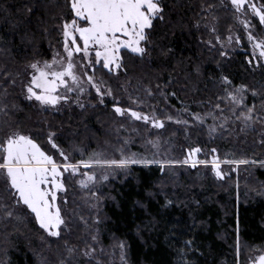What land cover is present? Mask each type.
<instances>
[{
  "label": "trees",
  "instance_id": "1",
  "mask_svg": "<svg viewBox=\"0 0 264 264\" xmlns=\"http://www.w3.org/2000/svg\"><path fill=\"white\" fill-rule=\"evenodd\" d=\"M162 3L164 19L154 20L143 56L122 50L123 67L117 73L102 66L95 68L94 75L106 89L111 88V97L100 104L92 91V108L55 112L26 101L20 87L5 77L34 61L52 59L54 48L62 40L63 21L73 16L70 0H0V65L6 67L0 75V79L4 77L0 80L4 81L0 99L6 96L15 109L10 114L15 130L31 135L44 150L51 133H55L60 147L69 149L71 145L95 148L112 135L117 139L128 132L133 151L146 156L143 152L150 149L145 139L149 133L130 117L119 116L113 108L118 104L149 115L155 110L161 118L171 114L189 121H166L169 124L161 136L172 145L168 148L175 154L173 158H178L176 149H209L212 144L224 154V146L232 147L231 141L225 137L211 141L209 126L201 125L192 113L204 119L219 104L222 113L228 114L225 89L232 91L241 84L248 89L244 103L254 105L257 121H264V67L253 69L244 53L223 56L211 35L214 27L224 41L236 28L231 7L222 0ZM257 31L264 38L258 23ZM223 76H228L231 84L224 82ZM252 133L256 135V131ZM155 136V132L150 133L152 139ZM258 156L264 159V143H259L252 158ZM251 166L247 168L249 176L240 177L238 188L234 176L222 182L211 172H204L209 166L137 165L127 171L119 169V177L97 191L102 204L96 222L83 209L85 194L67 181L74 235L69 237L64 232L60 239L47 238L35 218L29 216L24 228L21 223L12 231L0 229V240L5 243L0 245V262L59 264L68 244H78L75 253L81 256L79 249L92 244L97 230L99 243L114 259H120L119 241L127 242L126 264H248L249 253L264 249V165ZM248 184L255 190L246 188ZM58 204L68 219L62 199ZM78 258L71 264L91 263Z\"/></svg>",
  "mask_w": 264,
  "mask_h": 264
},
{
  "label": "snow or ice",
  "instance_id": "2",
  "mask_svg": "<svg viewBox=\"0 0 264 264\" xmlns=\"http://www.w3.org/2000/svg\"><path fill=\"white\" fill-rule=\"evenodd\" d=\"M232 6L238 13L247 16L245 5L252 9V12L258 17L259 23L264 25V4L257 6L254 0H231ZM209 7H212L209 5ZM70 8L73 16L70 20H64L62 24L63 49L66 56L61 57L58 61L56 53L51 61H34L28 65L32 70L30 79L24 84L26 90V98L35 100L41 106L55 107L61 101H67L68 95L59 91L61 86L65 92H71L77 88L81 93L85 91L80 71L84 72L87 82L92 84L96 93L100 96V102L103 103L105 95H111V88L102 91V82H97L94 75H89L86 71L87 67L95 70V65L100 64L109 71L119 70L123 67L122 49H129L131 53L143 56L146 51V45L150 43V30L154 28V20H163L164 6L162 0H70ZM240 23L244 25L249 41L253 43V56L256 50H259L260 64L264 60V38L254 35L249 29H254V25L249 19H241ZM212 31L216 29L213 27ZM220 39L219 36L216 37ZM232 37H229L231 41ZM239 40V36L236 37ZM209 44L212 41H208ZM95 52V59L91 58V52ZM83 54V59L87 61V65H82L78 69L76 62V54ZM227 55V53H223ZM253 63V60H249ZM58 65V67H54ZM264 66V64H260ZM71 83L69 82V79ZM222 80L231 84L228 76H223ZM15 83V81H12ZM247 85L241 84L235 86L230 91L225 89L227 97L233 105L243 106L245 111L241 113L245 126H250L249 122L254 124L258 116H254L255 106L248 107L245 101L244 93L247 91ZM255 94V90H253ZM84 107V105H80ZM115 112L120 116L130 114V118L142 120L145 125H151L161 129L166 126V121L175 120L176 123L188 124L187 120H180L171 114L161 118L159 115L137 111L131 107L125 109L118 104H113ZM216 108H220L217 104ZM235 114V109H233ZM197 121L203 122V117L197 113H192ZM240 119V117H237ZM264 123V121H261ZM55 133L48 136V140L54 148H59L54 139ZM146 143L156 147L154 141L147 140ZM264 143V140L261 141ZM127 141L118 151L120 158H105L100 153H93L88 159H81L75 163L71 162L68 154L60 150L59 155L63 158L61 163L53 155L46 152L41 145L31 135L24 134L20 131H14L0 140V174L6 178L7 186L14 189V195L18 197L17 204L25 205L35 214V219L40 227L45 230L51 237L62 238V232L67 227L66 219L62 214L61 206L57 203L58 193L66 191L64 182V173L71 174L80 173L81 178L78 183L82 188H87L89 184L98 182L97 173L92 170L96 167L101 169L107 168L115 172L118 169L127 171L130 166L136 164L142 165H176L191 164L193 168L197 164H211L213 171L218 177H222L224 173L221 171V163L230 164H247V159L226 160L221 161L218 156H213L211 160L199 159L197 154L202 151L200 147H193L188 150L187 156L183 160H159L148 159L146 156L137 153H126ZM215 153L216 149H212ZM252 163H259L252 161ZM81 166L90 169L81 172ZM163 171V168H161ZM99 179L108 180V175L101 173ZM95 195V194H94ZM67 200V197H63ZM170 204L171 201H168ZM8 216H12L11 210L7 211ZM99 220V217H97ZM92 239L95 241L96 236ZM189 244L191 241L188 242ZM67 244V241H65ZM120 258L127 262L128 247L126 241H119ZM69 260L62 261L61 264H71L73 253L76 251L72 247L66 249ZM95 249L91 245H87L83 250V255L92 257ZM257 264H264V255L259 257Z\"/></svg>",
  "mask_w": 264,
  "mask_h": 264
},
{
  "label": "rangeland",
  "instance_id": "3",
  "mask_svg": "<svg viewBox=\"0 0 264 264\" xmlns=\"http://www.w3.org/2000/svg\"><path fill=\"white\" fill-rule=\"evenodd\" d=\"M222 1H225L231 7V9L235 12L236 28L226 37V40L220 41V39L219 40L216 39V37L218 36L217 30L213 32L212 31L213 27H212L210 31H211V35L215 39L216 47L219 50H222L223 53L247 54L248 64L252 66L253 69L260 68L261 67L260 64H264V60H261L260 64L256 63V61L260 59L259 50L257 49L256 55L253 56V43L249 41L247 32L244 29V25L240 23V20L241 19L251 20L255 27L254 29H249V30L253 31L254 35H257V36H259L258 31H257V23L258 25L261 26V28L263 29V32H264V25H261L259 23L258 17L254 15V13L252 12V9L248 8L247 5H245V8H246L248 15L244 16L243 13H238L236 11L235 7L232 6L231 4V0H222ZM254 2L257 4V6L262 5V2L260 0H254ZM230 36L232 37L231 41H229ZM237 36H239L240 38L239 40L236 39ZM61 38H62L61 42L54 48L53 54H52V58H53V56L56 53H59V56H57L58 61L61 59V57H64L66 59L64 49H63V35L61 36ZM246 45L248 46V48H246ZM122 50L130 51L129 49H122ZM223 53L221 54L225 56ZM91 58L93 60L95 59L94 51L91 52ZM249 60H253V63H249ZM40 61L42 62L44 60H40ZM76 62H77L78 69L81 68L82 65H87V61L83 59L82 53L76 54ZM97 66H101V65L96 64L95 68ZM54 67H58V65ZM5 70H6L5 65L1 64L0 65V75ZM31 71L32 70L28 66H25L19 71L18 70L13 71L12 75H8L5 77V80L11 82V84L14 86H17V87L19 86L22 92V96L26 101L32 102V103L34 102L38 104L40 107L49 109L51 111L62 112V111L69 110V109L84 110L87 108H92L94 106V104H92L90 100L91 99L90 94L92 91L96 94L100 104H104V100L106 98L111 97V95H105L103 97V103H101L100 102L101 98L96 93L95 88L92 87L91 83L87 82V77L84 75V72L80 71L79 74L82 77V82L85 87V91L83 93H81L77 88H74V90L71 92H65L64 87L61 86V89H59V91L64 92L66 95H68L69 99L67 101H61L60 104L55 106L54 108L50 106H41L35 100H28L25 95L26 90L24 88V84L27 82L28 79H30L29 74ZM86 71L88 72L89 75H94V71L92 67H87ZM118 71L119 70H113L110 72L117 73ZM95 78L97 82H101L100 79L97 78L96 76ZM1 79L4 80V77ZM67 79H69V82L71 83L70 78H67ZM12 81H15V83H13ZM2 85H4V81L3 82L0 81V88ZM102 91H105V92L107 91L104 84L102 86ZM228 103L229 104L226 107L228 110V114H223L222 108H216L213 112H210L207 114V116L203 119V122L201 121L200 122L202 123L201 125L207 124L209 126L208 136L211 141L225 137L231 141L232 147L229 148L227 146H224L225 147L224 154L220 153L216 144H212V146L209 147V149L200 147L202 151L197 154V157L201 160L203 159L211 160L212 157L215 155V156H218L221 159V161L247 159L249 160V163L232 165L230 163L222 162L221 171L224 173L222 177H218L215 174L211 164H208V165L197 164V166H209V167H206L204 172H211V174L214 175L218 181L224 182L227 179H231L234 176L235 185H236V188H238L240 186L239 179L243 175L246 176V173H248V170H247L248 167H253L251 165L264 164V161H262L264 159H261V156H258L257 158H252V155L257 149V146L259 145V143H261L262 140H264V124L256 120L254 124H252V122H249L250 126H245L243 117L241 116V113L245 111V108L243 106L233 105L230 99ZM80 105H84V107H81ZM233 109H235V114L233 113ZM11 111H15V109L12 108V104H10V101L7 99L6 96L1 97L0 99V140L2 139L1 137L5 138L10 133L14 131H18V129L15 130L16 128L13 127L10 122ZM253 115L255 116L254 112H253ZM122 117H130V114H126L125 116H122ZM237 117H240V119H237ZM131 119L136 123L137 122L140 123V125H142L147 130L149 135L146 136L145 139L146 140L151 139L157 145L156 147H153L152 144H148V146L150 147L149 150H146V151L141 150V151H144L143 153L147 154L146 157L150 156L152 157V159H159V160H183L187 156L189 149L179 148V149H176L178 153L177 154L178 158H173L176 156H174L175 154H171L173 152H170V148H168L169 146H172V145H170L168 141L165 142V139L161 136L162 132L164 131L165 127L169 124V122H166V126L164 128L158 129L151 125H145V123L142 120H135L134 118H131ZM253 130L256 131V135L252 133ZM152 132H155V134L157 135L153 139L150 137V133ZM131 139L132 138L130 134H128L127 132V133H124L122 137L120 138L117 137V139H115L114 135H112V137H110L108 140L104 141L103 143H100L98 147L95 146V148H91L92 146H89L87 148L86 147L82 148L79 146L71 145L69 149L62 148L60 146L59 148H54L52 146V143L48 141L49 145L47 146L45 151L48 152L50 155H53L54 158H56L61 163L63 162V158L60 157L59 155L60 150L65 151L68 154L70 161L73 163L81 159H88L89 156L92 155L93 153H100L105 158L119 159L120 152L118 151V149L125 144V141H127L126 153H135L131 147V144H132ZM212 149H216V152L213 153ZM252 161H257L259 163H252ZM137 165H142V164H136L132 166H137ZM151 165H157V164H151ZM176 165H184V166H188L191 169H193V167L190 164H176ZM176 165H168V166H176ZM142 166H146V165H142ZM147 166H150V165H147ZM160 166L164 167L166 165H160ZM197 166L195 168H197ZM224 166H228V167L224 169ZM89 170L90 169H85L83 166H81V172H86ZM92 170H94L97 173L98 182L94 184H89L87 188H82L81 185L78 183L79 179L81 178L80 173L73 175L70 172H65L64 182L66 184V182L69 181L77 192H82L85 194L82 200L83 209L88 213L87 214L88 216L89 214H91L92 215L91 218H93L94 222H96L98 214L101 209V204H102V201L97 198L98 196L97 191L103 190L104 187L106 186L108 187L113 180H116L119 177L120 171L118 169L115 172H112L111 169H107V168L101 169L99 167H96ZM249 172H250V169H249ZM101 173L107 174L108 180L99 179ZM248 176H249V173H248ZM245 187L248 188L249 190H255L254 186H252L251 184H248ZM66 191H67V187H66ZM66 191L62 190L58 193L57 203H59V201L62 199L63 203L66 205L68 209L67 214L69 218L68 219L65 218L67 227L64 228L62 234L65 232L67 236L72 237L74 235L75 217H74V213L69 210L68 199L66 200V202L63 199V197L66 196ZM14 192H15L14 189H11L10 187L7 186L6 178L2 174H0V229H3L4 231H10V230L12 231L14 230V227H17L21 223H23L22 225L24 228L25 224H27L26 221H28L29 216H33L35 218V214L31 213V210L28 209L27 206L16 203V200L18 199V197L14 195ZM8 210H11L13 212L12 216L7 215ZM37 225L40 227L38 222H37ZM23 228H18V230L22 231ZM41 230L44 236H46L47 238H51L55 240L60 239V238L51 237L42 228ZM25 231L27 232V227ZM93 236H96L97 239L95 241L92 239L91 246L95 249V252L92 254V257H86L83 255V250H85V248L79 249L81 250V254H80L81 256H77L75 252H77L78 250L77 249L78 244H75V245L68 244L67 248L72 247L76 250L73 253L72 259H77L79 257L78 259H81V260L84 259L88 262H91L90 264H125V262L122 261L121 258L114 259L113 254L107 255L106 249H104L103 246L99 243L97 230L93 232L92 237ZM88 240L89 238H87L86 241ZM1 243L2 242L0 240V245H5V243H2V244ZM39 243L42 245L44 244V241L41 239ZM239 250L240 249H239V243H238L237 244V256L238 257L240 253ZM118 252L120 254V248ZM66 255H68V253L66 254V252H64V255H62L60 260L63 259L62 261L67 262L69 260V256H66ZM248 255H249L248 264H257V262L259 261V257L261 255H264V249L253 250ZM72 259H71V263H72ZM62 261H60L59 264H61ZM1 263L2 261L0 262V264Z\"/></svg>",
  "mask_w": 264,
  "mask_h": 264
},
{
  "label": "bare ground",
  "instance_id": "4",
  "mask_svg": "<svg viewBox=\"0 0 264 264\" xmlns=\"http://www.w3.org/2000/svg\"><path fill=\"white\" fill-rule=\"evenodd\" d=\"M263 163V162H262ZM166 166H168L167 164H165ZM191 165V164H190ZM233 165V164H232ZM261 165H264V164H261ZM157 166H160L159 164H157Z\"/></svg>",
  "mask_w": 264,
  "mask_h": 264
}]
</instances>
